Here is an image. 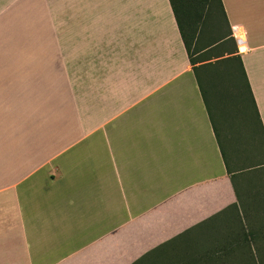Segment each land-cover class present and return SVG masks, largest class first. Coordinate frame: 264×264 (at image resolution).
<instances>
[{
  "label": "crops",
  "instance_id": "crops-1",
  "mask_svg": "<svg viewBox=\"0 0 264 264\" xmlns=\"http://www.w3.org/2000/svg\"><path fill=\"white\" fill-rule=\"evenodd\" d=\"M221 3L264 144V0ZM233 120L169 0H0V264H264V155Z\"/></svg>",
  "mask_w": 264,
  "mask_h": 264
},
{
  "label": "trees",
  "instance_id": "trees-1",
  "mask_svg": "<svg viewBox=\"0 0 264 264\" xmlns=\"http://www.w3.org/2000/svg\"><path fill=\"white\" fill-rule=\"evenodd\" d=\"M169 3L208 114L217 108L241 127L253 129L249 108L254 101L236 44L227 28L222 30L221 0Z\"/></svg>",
  "mask_w": 264,
  "mask_h": 264
},
{
  "label": "rangeland",
  "instance_id": "rangeland-1",
  "mask_svg": "<svg viewBox=\"0 0 264 264\" xmlns=\"http://www.w3.org/2000/svg\"><path fill=\"white\" fill-rule=\"evenodd\" d=\"M226 29L225 24H222V30L224 31ZM35 54L37 55H45L46 58H48L53 65H57V61H58V44L57 41L55 42V47H48V45L44 42H36L35 45ZM40 65L39 61H36V66ZM217 120H218V116ZM233 120V119H232ZM229 121V118H228ZM234 121V120H233ZM248 124V123H247ZM241 129L247 130L249 131V127H245L244 125H242ZM254 131H256V133H232L233 137H234V141L235 144L237 143H241L244 147L248 144H253L252 142L256 141V145H255V150L258 151V157H259V161H263V155H264V144L262 142L261 139V135H260V131H259V127L257 126V123L254 124ZM220 131H222L221 129H219ZM219 137L221 138V141H223V133H218ZM254 134H256L255 136V140L254 139Z\"/></svg>",
  "mask_w": 264,
  "mask_h": 264
},
{
  "label": "built area",
  "instance_id": "built-area-1",
  "mask_svg": "<svg viewBox=\"0 0 264 264\" xmlns=\"http://www.w3.org/2000/svg\"><path fill=\"white\" fill-rule=\"evenodd\" d=\"M230 31V37L234 40L238 50L241 52V43L245 40L243 29L240 27H232Z\"/></svg>",
  "mask_w": 264,
  "mask_h": 264
}]
</instances>
